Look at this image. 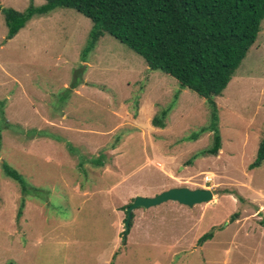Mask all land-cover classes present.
Wrapping results in <instances>:
<instances>
[{
	"label": "rangeland",
	"instance_id": "rangeland-1",
	"mask_svg": "<svg viewBox=\"0 0 264 264\" xmlns=\"http://www.w3.org/2000/svg\"><path fill=\"white\" fill-rule=\"evenodd\" d=\"M44 3L0 0V8ZM91 26L59 8L6 41L0 12V264H264V163L249 168L264 139V19L214 99L217 156H198L211 132L189 140L209 125L196 94L107 34L83 61ZM171 104L165 128L154 127ZM2 162L23 177L27 196ZM174 187L213 199L137 208L122 244L133 198Z\"/></svg>",
	"mask_w": 264,
	"mask_h": 264
},
{
	"label": "trees",
	"instance_id": "trees-1",
	"mask_svg": "<svg viewBox=\"0 0 264 264\" xmlns=\"http://www.w3.org/2000/svg\"><path fill=\"white\" fill-rule=\"evenodd\" d=\"M43 1L42 6H30L25 12L0 8L7 27L6 41L13 39L34 16L49 14L59 8L77 11L92 24L87 44L82 50L83 61L96 48L99 39L107 34L141 57L151 71L169 76L177 82L180 90L196 94L209 108V125L192 132L189 140L211 132V145L201 150L198 156L218 155L221 137L214 99L222 95L254 44L264 19V0ZM173 106L169 105L153 118L154 127L165 128L164 120ZM263 163L264 139L249 168H258ZM1 168L20 186L23 198L27 196L30 191L23 177L4 162ZM23 207L22 199L17 219ZM260 226L264 229V220H261ZM127 234L122 235V244ZM212 237L213 232L202 236L199 246ZM115 256L116 253L113 259Z\"/></svg>",
	"mask_w": 264,
	"mask_h": 264
},
{
	"label": "water",
	"instance_id": "water-1",
	"mask_svg": "<svg viewBox=\"0 0 264 264\" xmlns=\"http://www.w3.org/2000/svg\"><path fill=\"white\" fill-rule=\"evenodd\" d=\"M213 199V193L207 189H189L186 187H174L161 192L155 197L135 196L132 203L126 207V219L124 221V234L129 231V222L132 212L137 208L149 209L165 202H174L182 206L192 208L195 205L207 203Z\"/></svg>",
	"mask_w": 264,
	"mask_h": 264
},
{
	"label": "crops",
	"instance_id": "crops-1",
	"mask_svg": "<svg viewBox=\"0 0 264 264\" xmlns=\"http://www.w3.org/2000/svg\"><path fill=\"white\" fill-rule=\"evenodd\" d=\"M172 203H174V202H172Z\"/></svg>",
	"mask_w": 264,
	"mask_h": 264
}]
</instances>
